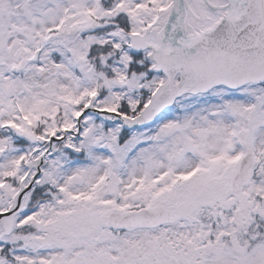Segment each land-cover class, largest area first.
<instances>
[{"label":"snow or ice","instance_id":"snow-or-ice-1","mask_svg":"<svg viewBox=\"0 0 264 264\" xmlns=\"http://www.w3.org/2000/svg\"><path fill=\"white\" fill-rule=\"evenodd\" d=\"M0 264H264V0H0Z\"/></svg>","mask_w":264,"mask_h":264}]
</instances>
